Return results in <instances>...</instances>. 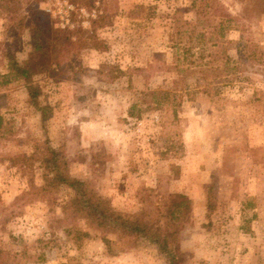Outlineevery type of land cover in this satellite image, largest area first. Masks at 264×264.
I'll return each instance as SVG.
<instances>
[{
	"label": "rangeland",
	"instance_id": "374dc122",
	"mask_svg": "<svg viewBox=\"0 0 264 264\" xmlns=\"http://www.w3.org/2000/svg\"><path fill=\"white\" fill-rule=\"evenodd\" d=\"M221 3L233 16L241 10L239 0ZM40 8L51 26L82 32L52 71L34 77L41 105L50 107L46 120L23 85L0 86V116L10 129L0 139V264H167L154 245L96 230L73 214L68 189L45 187L38 158L46 141L72 177L122 214H137L150 189L185 195L191 211L175 224L184 264H264V15L247 23L246 34H207L177 74L171 40L197 20L190 0H41ZM1 10L0 75L8 49L20 63L33 49L32 12L11 44L15 21L9 31ZM246 40L263 55L242 56ZM202 75L198 91H182ZM163 92L175 96L171 125L165 104H157ZM20 154L35 157L14 167L9 158Z\"/></svg>",
	"mask_w": 264,
	"mask_h": 264
},
{
	"label": "trees",
	"instance_id": "16d2710c",
	"mask_svg": "<svg viewBox=\"0 0 264 264\" xmlns=\"http://www.w3.org/2000/svg\"><path fill=\"white\" fill-rule=\"evenodd\" d=\"M40 1L0 0V12L3 8L7 12V20L10 23L9 31L15 23L14 29L16 31L12 34L13 42L11 44L17 40V34L22 29L25 18H28L29 11L32 12L29 32L33 40V49L28 58L22 63L17 61L14 48H10L5 52L4 59L7 61V70L0 75V86L7 87L16 83L23 85L27 92L29 104L40 113L41 119L44 121L49 117L50 107L41 105L39 100L41 88L34 82V77L52 71L58 65L57 56L65 51L68 52L76 44V40L72 41V38L76 37L77 42H80L78 35L81 34L82 30L80 28L76 30L58 29L51 26L50 21H48L49 15L40 8ZM239 2L241 3V10L233 16L225 9L221 0H190V8L195 11L197 20L193 21V24L184 22L183 25L188 24L189 26L183 30L179 28L177 34L171 40V48L176 60L174 69L177 74L184 73L187 68L186 65L190 67L191 63H188L187 60L194 55L195 48L200 50L201 46H204L207 34H210L209 39L213 37L221 38L226 31L231 30L246 34L250 28L247 23L251 22L256 14L264 15V0H239ZM21 5H24L27 9L22 16L19 14ZM101 15L103 14H97V20H103L104 17ZM12 21L15 22L12 23ZM203 22L210 24L205 28ZM198 26H202L200 31H196ZM186 34L188 35L187 38L184 37ZM88 38L91 46L98 48L100 42H97V38L95 36ZM243 47H245V53L242 56L254 59L256 53L260 56L263 55L255 47L252 48L250 40H246ZM229 64L232 65L231 71H235L233 69L238 66V63L229 60ZM117 74L120 76L123 72L119 70ZM182 81V78H177L172 84L175 88L173 90H177ZM205 81L206 78L202 75L196 78V88L190 89L184 84L181 89L184 93L190 95L198 91L199 88L197 87H200L201 83ZM150 94L153 95L155 92ZM4 97V93H1L0 99ZM174 101L175 96L171 92H163L157 102V104H165L167 116L171 118V121L167 119V125H171L173 120L177 118V105ZM135 108V105L129 108L128 113L130 116L137 115L135 114ZM5 126L2 116H0V139L7 137L10 133V129L5 128ZM163 127L166 128L164 123ZM171 140L174 141V138L172 137ZM171 147L172 143L167 150H170ZM34 157V154L30 156L20 154L9 158V161L14 167H26L31 160H34ZM38 161L43 170V181L46 188L63 187L72 192L67 207L73 214L84 216L96 230L116 232L127 237L133 236L154 245L158 252L165 256L167 264H184L176 248V243L180 238V229L175 224L191 211V203L185 195L161 194V191L157 188L150 189L143 200V207L137 214H122L112 207L110 201L88 188L85 182L72 177L68 172L66 160L50 146L49 142L46 141L44 144ZM20 263L7 262V264Z\"/></svg>",
	"mask_w": 264,
	"mask_h": 264
},
{
	"label": "clouds",
	"instance_id": "9594fccd",
	"mask_svg": "<svg viewBox=\"0 0 264 264\" xmlns=\"http://www.w3.org/2000/svg\"><path fill=\"white\" fill-rule=\"evenodd\" d=\"M108 113H109V114L111 113V110H110V109L108 110ZM81 115H85V116H87L88 113H87V112H83V113H81ZM113 119H114V118H113ZM106 133H107V134H110V135H112V136H115V135H116V133H115L114 131L110 130V129L106 130Z\"/></svg>",
	"mask_w": 264,
	"mask_h": 264
}]
</instances>
